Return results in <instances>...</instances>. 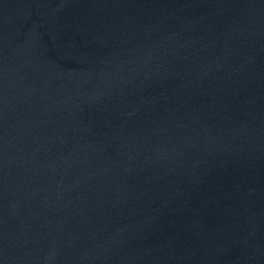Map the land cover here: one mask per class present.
Listing matches in <instances>:
<instances>
[{
    "label": "water",
    "instance_id": "1",
    "mask_svg": "<svg viewBox=\"0 0 264 264\" xmlns=\"http://www.w3.org/2000/svg\"><path fill=\"white\" fill-rule=\"evenodd\" d=\"M0 264H264V0H0Z\"/></svg>",
    "mask_w": 264,
    "mask_h": 264
}]
</instances>
